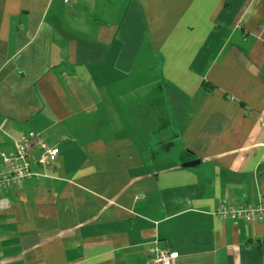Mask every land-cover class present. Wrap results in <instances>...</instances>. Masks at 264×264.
Returning <instances> with one entry per match:
<instances>
[{"label": "crops", "instance_id": "crops-1", "mask_svg": "<svg viewBox=\"0 0 264 264\" xmlns=\"http://www.w3.org/2000/svg\"><path fill=\"white\" fill-rule=\"evenodd\" d=\"M29 131L58 155L1 192L0 264H264L213 213L264 200V0H0V150Z\"/></svg>", "mask_w": 264, "mask_h": 264}, {"label": "built area", "instance_id": "built-area-1", "mask_svg": "<svg viewBox=\"0 0 264 264\" xmlns=\"http://www.w3.org/2000/svg\"><path fill=\"white\" fill-rule=\"evenodd\" d=\"M68 1V0H65ZM12 151L7 153L0 150V194L6 189L17 187L24 178L36 175L33 164L49 165L58 155V148L42 143L38 133L29 131L13 139ZM40 151L37 157L36 152ZM9 207V201L0 197V210ZM221 220L253 221L257 217L264 218V200L255 205H244L234 200L220 201L213 212ZM155 254L157 264H173L178 252L168 249H151Z\"/></svg>", "mask_w": 264, "mask_h": 264}]
</instances>
